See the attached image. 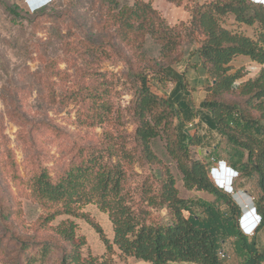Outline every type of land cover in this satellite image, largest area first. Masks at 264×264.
<instances>
[{
  "label": "trees",
  "instance_id": "trees-1",
  "mask_svg": "<svg viewBox=\"0 0 264 264\" xmlns=\"http://www.w3.org/2000/svg\"><path fill=\"white\" fill-rule=\"evenodd\" d=\"M92 1L99 8L98 29L91 30L92 36L78 47V55L90 70L110 60L109 51L128 66L138 82L132 105L133 134L129 140L119 127L114 132L104 130L98 154L80 149L77 160L61 175L52 177L46 169H37L30 175L26 182L29 196L40 208L37 230L49 236L38 239L11 232L9 239L18 246L17 264H22L21 260L34 264L53 250L60 251L59 264H112L117 254L149 264H223L228 244L240 264H264V250L258 238L264 231V5L251 0H211L190 7L189 0H165L190 13L188 21L169 25L153 7L155 0H132L131 4L120 0ZM16 10L14 6L10 12L15 14ZM226 17L250 28L253 35L228 29L222 22ZM148 39L158 46L156 58L145 54ZM196 40L199 45L195 54L209 82L204 85L199 111L193 112L182 97L181 77L173 74L174 88L166 98L151 91L147 77L148 72L168 76L170 67L186 55L181 50L183 46ZM240 56L260 66L254 78L248 77L243 67L232 66ZM100 78L99 92L88 88L79 91L97 104L98 123L111 124L118 114L108 99L111 82L106 73ZM178 115L182 120L176 131L173 121ZM196 118L231 148L228 167L237 177L257 178L259 196L253 198V206L259 223L251 238L241 230L240 206L213 183L208 166L191 157L190 146L200 144L202 138L191 135L183 123ZM161 138L166 161L152 148L153 141ZM134 155L155 170L157 182L155 188H141L138 202H133L126 184ZM170 163L175 164L185 190L204 192L214 200L181 198ZM88 205L107 215L111 240L83 211ZM161 211L164 216L153 214ZM12 215L10 209H0L4 224L12 221ZM62 217L65 218L54 224ZM70 218L84 220L94 230L104 246V258L83 257L85 241L77 236L76 224Z\"/></svg>",
  "mask_w": 264,
  "mask_h": 264
},
{
  "label": "rangeland",
  "instance_id": "rangeland-1",
  "mask_svg": "<svg viewBox=\"0 0 264 264\" xmlns=\"http://www.w3.org/2000/svg\"><path fill=\"white\" fill-rule=\"evenodd\" d=\"M51 1L0 0V209L8 208L13 214L9 224L0 221V264H17L18 246L9 239L11 232L17 231L38 239L49 236V233L37 230L36 219L40 208L29 196L26 182L30 175L37 169H46L52 177H57L71 162L77 160L80 149H85L89 154H98L104 130L114 132L119 127L129 140L134 130L132 105L138 82L128 66L109 51L111 59L103 61L96 70H90L78 55V47L92 36L91 30L98 29L96 22L99 8L91 4V0ZM210 1L189 0V6ZM120 2L131 4L132 0ZM14 6H17L15 14L10 12ZM185 12L190 16L188 11ZM222 22L230 30L253 35L250 28L237 25L231 17L224 18ZM198 45L197 40L184 45L181 50L186 55L169 69L182 78V97L186 98L193 112L199 111L195 108H200L205 96L204 85L209 82L208 79H200L206 72L203 73L195 54ZM145 54L148 58L158 55V46L150 39L145 45ZM240 59L248 61H236L234 68L242 65L249 74L255 72L248 58ZM104 73L108 74L111 82L108 99L118 112L117 119H113L111 124L98 123L97 104L81 96L79 91L88 88L90 92H99L100 75ZM174 79L176 77L172 73L167 76L148 72L147 84L152 92L166 98L174 88ZM201 87L202 91L198 90ZM178 117L173 121L176 131L180 130L178 121L182 120L181 115ZM191 123L193 125L189 126ZM183 125L191 135L202 138L200 144L190 146L191 157L208 166L210 179L215 185L217 183L219 187H225L222 190L237 202L243 213L245 209L242 201L229 192L232 190L234 194L239 192L241 197L245 194L258 198L256 176L243 179L234 173L229 177L222 174L227 182L224 180L226 183L220 184L216 179L219 177L216 171L218 168L220 174L223 170L229 173L227 167L228 158L233 153L231 148L225 140L210 134L204 125L198 123V119L196 122H184ZM215 145L218 146L216 150ZM152 148L157 156L166 161L163 138L153 141ZM136 158L134 155L133 164L128 166L126 183L131 189L133 202L139 201L141 188H155L157 185L153 175L155 170ZM223 161L227 162L226 166ZM169 165L181 198H209L203 192L185 190L175 164ZM83 211L89 213L111 240L112 227L107 215L94 205L86 206ZM153 214L164 216L165 212ZM184 215L187 216L186 213ZM64 218L57 219L54 224ZM70 219L76 224L77 236L85 241L81 249L83 257L104 258V246L94 230L84 220ZM255 221L256 217L253 216V227ZM258 238L260 248L264 250V233L260 232ZM60 257V251L53 250L44 259L37 256L38 260L34 264H59ZM21 263L24 264L22 260ZM112 264L149 263L117 254ZM229 264H240V261L234 257Z\"/></svg>",
  "mask_w": 264,
  "mask_h": 264
},
{
  "label": "crops",
  "instance_id": "crops-1",
  "mask_svg": "<svg viewBox=\"0 0 264 264\" xmlns=\"http://www.w3.org/2000/svg\"><path fill=\"white\" fill-rule=\"evenodd\" d=\"M258 1H260V0H258ZM161 2H163V3H161ZM153 7L154 8H156L158 11H160L161 12V14L163 15V17L166 19V21H167V23L169 24V25H175V24H177L179 21H188L189 19H190V16H189V14L188 13H186L185 12V10L182 8V9H179V8H177L176 6H173V5H171V4H169V3H167L165 0H155L154 2H153ZM232 18V17H231ZM179 19V20H178ZM240 57H242V56H240ZM240 57H238V58H236L233 62H232V66L235 64V63H237L236 61H242V62H244V61H248V60H246V59H240ZM249 63H251V65H253L254 67H255V72L254 73H252V74H249L248 73V77H251V78H254L257 74H258V72H259V70H260V66L258 65V64H256V63H254V62H251L250 60H249ZM245 64V63H244ZM243 64V65H244ZM242 66V65H241ZM240 66V67H241ZM234 67V66H233ZM239 67V68H240ZM235 69H238V68H235ZM202 71H203V73H204V70L202 69ZM168 72L169 73H172V74H175V75H177V73H175V71L173 72L172 70H168ZM202 78H200V79H207V75L204 73V75L203 76H201ZM198 90H201L202 91V87L201 88H199ZM171 93V92H170ZM195 109H199V107H197V108H195ZM196 120L197 119H194L193 121H195L196 122ZM226 166V165H225ZM221 174H223V175H225V177H226V170H223V172H221ZM204 193V192H203ZM240 193H242V192H240ZM242 194H244V193H242ZM205 195H208V194H206L205 193ZM236 195H239V192H236L235 194H234V196H236ZM245 195V194H244ZM245 196H248L249 197V195H245ZM208 197L209 198H201V197H198V198H201V199H204V200H206V201H209V202H211V201H213L214 200V198L212 197V196H210V195H208ZM237 201V200H236ZM237 203V202H236ZM263 233H264V231H262ZM249 238H251V237H249ZM224 251L226 252V254H227V257H226V259H225V261L223 262V264H229L230 263V260H232L234 257L236 258V255H235V253H234V251H233V249H232V247L231 246H227V247H225L224 248Z\"/></svg>",
  "mask_w": 264,
  "mask_h": 264
},
{
  "label": "built area",
  "instance_id": "built-area-1",
  "mask_svg": "<svg viewBox=\"0 0 264 264\" xmlns=\"http://www.w3.org/2000/svg\"><path fill=\"white\" fill-rule=\"evenodd\" d=\"M252 2H254V3H257V4H262V5H264V3L262 2V1H258V0H251ZM193 125V123H191V124H189V126H192ZM223 163V165L225 166L226 164L224 163V162H222ZM227 169H228V172L229 173H227L226 172V176L227 177H229L230 175H233V174H231V173H234L236 176H237V174L234 172V171H232L229 167H227ZM227 171V170H226ZM216 183V182H215ZM216 186H218L219 187V185L216 183ZM222 186L220 185V188H221ZM223 188H225V187H223ZM222 188V189H223ZM229 193H231L232 195H234V193H233V191L231 190V192H229ZM249 201H250V204H249V206H246V208H247V213H246V215H248V217L244 220V217H245V215H242L241 216V219H240V227H241V230H242V232L246 235V236H251V235H253V231H254V229L253 228H255L257 225H258V223H259V218L257 217V215L255 214V208H254V206H253V198L251 197V196H249ZM253 216L254 217H256V221H255V226L254 227H252V229H251V231L250 232H248V231H246V229H245V227H247V229H248V227H250L251 225H253V223H252V221H253ZM251 221V223L249 224V222ZM243 226H245V227H243Z\"/></svg>",
  "mask_w": 264,
  "mask_h": 264
},
{
  "label": "bare ground",
  "instance_id": "bare-ground-1",
  "mask_svg": "<svg viewBox=\"0 0 264 264\" xmlns=\"http://www.w3.org/2000/svg\"><path fill=\"white\" fill-rule=\"evenodd\" d=\"M260 1H262L263 3H264V0H260ZM226 168V167H225ZM217 173H218V176L219 177H217L216 179H218V181L220 182V184L222 183V185H224L226 182H227V178L225 179L224 178V176L222 175V174H220V171H219V169L217 168V171H216ZM216 173V174H217ZM224 180H226V182L224 183ZM236 199H240L241 201H242V198L241 197H236ZM243 203H246V206H249V203H247V201H242V205H243ZM243 227H245V226H243ZM245 229H246V231H248V232H250L251 231V227H248V229H247V227H245ZM253 229H255V228H253ZM252 229V230H253Z\"/></svg>",
  "mask_w": 264,
  "mask_h": 264
},
{
  "label": "water",
  "instance_id": "water-1",
  "mask_svg": "<svg viewBox=\"0 0 264 264\" xmlns=\"http://www.w3.org/2000/svg\"><path fill=\"white\" fill-rule=\"evenodd\" d=\"M236 197H241V196L240 195H236ZM241 198H242V201H247V203L250 204L248 196L243 195ZM243 207H244L245 210L243 211L242 215H245V217H244V220H245L248 217V215H246V213H247L246 203H243ZM250 227L252 229L253 225L250 226Z\"/></svg>",
  "mask_w": 264,
  "mask_h": 264
}]
</instances>
